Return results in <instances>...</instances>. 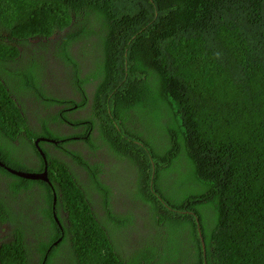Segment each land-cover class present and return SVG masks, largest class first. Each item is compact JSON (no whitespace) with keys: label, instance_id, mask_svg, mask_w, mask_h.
Masks as SVG:
<instances>
[{"label":"trees","instance_id":"obj_1","mask_svg":"<svg viewBox=\"0 0 264 264\" xmlns=\"http://www.w3.org/2000/svg\"><path fill=\"white\" fill-rule=\"evenodd\" d=\"M29 39L31 61L16 47ZM0 134L12 169L32 171L27 152L42 167L35 137L74 161L46 154L68 227L37 245L45 264L59 247L70 264H264V0H0ZM37 187L50 205L48 184L0 166V221L35 222ZM19 193L24 214L6 205ZM131 223L144 229L129 241ZM13 231L0 264H28Z\"/></svg>","mask_w":264,"mask_h":264},{"label":"flooded vegetation","instance_id":"obj_2","mask_svg":"<svg viewBox=\"0 0 264 264\" xmlns=\"http://www.w3.org/2000/svg\"><path fill=\"white\" fill-rule=\"evenodd\" d=\"M7 43L9 44H14L16 45L15 43L13 42H10V41H6ZM29 44H17L16 47L18 48L19 51H22V52H26L27 55H29L28 59H23V60H28V61H31L33 58H31V53L32 51L34 50V47L33 45L36 43V40L34 39H29L27 41ZM21 53V52H20ZM26 55L23 54L22 55V58H25ZM4 63V61L2 62V64ZM52 62L50 60H47V62H44V64H42V67L45 69H47L50 64ZM43 72V71H42ZM48 73V71H46ZM44 77L47 78V76H45V74L43 73ZM44 87L48 90V91H51L52 89H55L53 88L55 83L51 80H46L44 79L42 81ZM90 83H87L86 86H85V89L86 91L88 92H91L92 88L91 86L92 85H89ZM32 91H34L33 89H26V92L29 93ZM79 98V97H78ZM25 104H27L28 106H32L31 109H33V105L36 106L35 103H33V105L31 104L32 101H24ZM49 107L51 108H54L55 110H58L60 108L63 107V105H50L49 104ZM48 107V108H49ZM65 109V107L63 108ZM77 112L76 113H79L80 110H76ZM47 122V121H46ZM49 125H52V122H49L48 123ZM5 138L0 134V144H3L4 143V140ZM50 139H52L54 142L50 141ZM62 140V139H61ZM61 140H57V139H53V138H48V137H35L34 140H33V144L35 146V148L37 149L38 153H39V150L43 153L44 155V158L40 155V158L42 160V167L35 163V159L32 158V157H27V156H24V158H22L21 162L28 165V166H31L32 167V171H26V172H34V173H41L44 169H46V174L48 173L47 172V163H48V160H47V153L49 154L48 156H50V154L52 155V151L60 156H58L60 159L62 160H68L67 162V166L70 168V170L73 172L75 171L76 167L74 166V161L72 159H66L63 151L61 149H59L61 152H58L55 148V146L57 148L60 147L59 145V142ZM20 141L22 143H25L27 141V138L22 136L20 138ZM40 142H42L44 148L41 146ZM15 143V142H14ZM49 143V144H48ZM25 145H23L22 147V150L23 152H25ZM25 154V153H24ZM18 157L16 158H19L20 154L18 153L17 154ZM27 157V158H26ZM30 159V160H28ZM8 167V166H7ZM47 181H42L41 179H30V180H37V181H42L46 184L49 185L50 189H51V192L53 194V199H52V202L50 205H48L43 199V194H42V188L41 187H37V195H36V198L35 199H38L36 202H35V205H36V211H35V217L36 218V221H35V229H25V233H29L31 234L32 236H36L38 238V241L36 242V245H38L40 243L41 240H46L48 239L49 237H51V235H53L54 231L56 230L55 229V226L56 228L58 229L59 233L61 234L60 237H58L55 241H53L52 243L54 244L56 242V244L62 240V236L64 235L63 233V228H64V225L65 227L67 228L68 225L66 223V212L64 211L63 209V205L62 203L60 202H57L56 200V191L55 189L53 188V184H51L49 178L47 177ZM89 187V190H90V193L92 194V199H94V201H98L99 202V207H100V195L98 196L94 190H92V188L88 185ZM21 195V193L17 194V195H13V196H10V198L8 199L9 201L6 203V205L9 207L10 210H14V212L18 211V204L23 202L24 199L22 198H18V196ZM1 196V195H0ZM4 197L6 198V195H4ZM40 198V199H39ZM92 205V208L96 211L97 210V205L91 203ZM104 209V208H103ZM26 219H15L13 222L17 221L21 224H23L25 222ZM8 222L9 220L7 221H0V225L3 227L2 231L1 232H4L3 234L0 235L1 236H5V238H8V237H12L14 234V229H9L8 228ZM55 225H54V223ZM30 231H33V232H30ZM1 239H4V238H1ZM54 244V245H56ZM38 248V247H37ZM38 255H39V261H38V264H45V260L47 258V256L43 255L42 256V259L44 260L43 262H41V253L38 252ZM74 258V255L72 256V253H71V247L68 248V259H67V264H70L72 259ZM66 264V263H65Z\"/></svg>","mask_w":264,"mask_h":264},{"label":"rangeland","instance_id":"obj_3","mask_svg":"<svg viewBox=\"0 0 264 264\" xmlns=\"http://www.w3.org/2000/svg\"><path fill=\"white\" fill-rule=\"evenodd\" d=\"M54 36L55 35L51 36L49 39H53ZM45 46H46V48L44 49L45 55L43 57V62L47 61L48 56H51V59H52V64L49 65L48 73L45 72V75L49 76V77H55L58 74V70L56 69V66H57V62H58L59 58H57L55 56L54 49H52V47H50V45H45ZM77 54H78L79 58L84 59V60H88V58H86V56L82 53V50H79V48L77 49ZM32 126H35V125H32ZM24 153L26 154V150ZM30 156H32L31 153L27 152V157H30ZM123 198H124L123 202L121 200V203L117 204V206H118V209L120 210L119 212L126 213L127 212V205H131V203L130 202L128 203V199H126L124 196H123ZM26 210H27V206L25 205L24 202H21L18 205V212L24 214L26 212ZM98 212L102 213L100 211L99 206H98ZM33 223H35V222H33V219L30 220L27 217L23 224L15 221L14 225L17 228H20L21 226H23L24 228L29 230L32 228L35 229V225ZM14 225L11 226L9 224L8 228L9 229H15ZM2 229H3V227L0 225V235L4 233V232H1ZM142 229H144V227ZM142 229L139 227L138 223L129 224L128 231L130 230L131 232H136V234L131 235V233H128L127 240L131 241L132 240L131 238H133V240H135V236L142 235L140 232ZM1 238H4V239H2V242L9 240V237L5 238V236H1L0 239ZM137 238H138V236H137ZM24 240L26 241V243L28 245L29 264H37L39 255H38V248H37L38 246L36 245V242L38 241V238L35 235L32 236L31 234L25 233L24 234ZM154 241L155 242L160 241V244L162 245V249H163L162 252L166 253V255L168 256L169 259H174L180 253H182L179 250L171 251L167 247H165L163 236L161 237L160 240L157 237H154ZM0 242H1V240H0ZM132 248H133V246H132ZM67 259H68V248L59 247V249L52 256V259H51L49 264H65L67 262Z\"/></svg>","mask_w":264,"mask_h":264},{"label":"water","instance_id":"obj_4","mask_svg":"<svg viewBox=\"0 0 264 264\" xmlns=\"http://www.w3.org/2000/svg\"><path fill=\"white\" fill-rule=\"evenodd\" d=\"M50 141L54 142L52 139H50ZM40 155L44 158L43 153L39 150ZM0 166L4 167L8 172H10L11 174H14L18 177L24 178V179H41L42 181H47V174H46V169H44L41 173H34V172H26V171H20V170H15L12 169L10 167L5 166L2 162H0ZM196 222L198 225V220L196 218ZM197 231H198V235L200 237V241H201V245L202 248L204 250V244H203V240L201 237V232H200V228L199 225L197 226ZM56 244V242L54 243Z\"/></svg>","mask_w":264,"mask_h":264},{"label":"crops","instance_id":"obj_5","mask_svg":"<svg viewBox=\"0 0 264 264\" xmlns=\"http://www.w3.org/2000/svg\"><path fill=\"white\" fill-rule=\"evenodd\" d=\"M95 204L97 205V203H95ZM96 211H98V205H97V210ZM30 232H33V231H30ZM38 261H39V259H38ZM28 264H29V256H28ZM37 264H38V262H37Z\"/></svg>","mask_w":264,"mask_h":264},{"label":"clouds","instance_id":"obj_6","mask_svg":"<svg viewBox=\"0 0 264 264\" xmlns=\"http://www.w3.org/2000/svg\"><path fill=\"white\" fill-rule=\"evenodd\" d=\"M203 249V248H202Z\"/></svg>","mask_w":264,"mask_h":264}]
</instances>
